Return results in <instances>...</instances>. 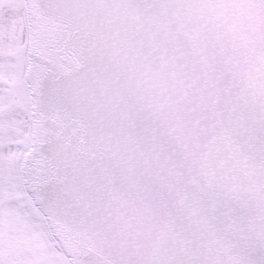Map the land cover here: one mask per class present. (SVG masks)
<instances>
[{"label": "snow or ice", "instance_id": "6c2138e0", "mask_svg": "<svg viewBox=\"0 0 264 264\" xmlns=\"http://www.w3.org/2000/svg\"><path fill=\"white\" fill-rule=\"evenodd\" d=\"M0 264H264V0H0Z\"/></svg>", "mask_w": 264, "mask_h": 264}]
</instances>
